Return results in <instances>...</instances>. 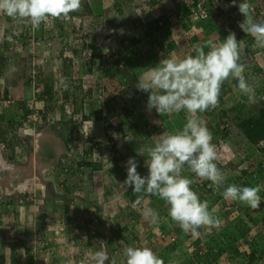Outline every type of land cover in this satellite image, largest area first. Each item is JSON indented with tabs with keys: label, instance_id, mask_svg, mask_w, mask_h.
Returning <instances> with one entry per match:
<instances>
[{
	"label": "rangeland",
	"instance_id": "1",
	"mask_svg": "<svg viewBox=\"0 0 264 264\" xmlns=\"http://www.w3.org/2000/svg\"><path fill=\"white\" fill-rule=\"evenodd\" d=\"M189 1L191 2L192 0ZM255 1L256 0H253L252 3L250 0H248V2L252 6L256 4ZM221 15L222 16L219 18V25L222 28L218 30L220 34L215 37L213 35V32H215L216 29L210 30L209 28H207L202 31L198 29L197 31L200 32V36L204 34V36H209V40L218 42L217 38L219 36H222L221 38L225 39L230 31L236 34L237 40H239V38H242L241 35H243L244 38L246 35H249L243 32L239 27V23L243 20V16L241 13H239V10L235 9V11L231 13H229V10H227ZM189 18L195 25V22L197 20L192 19V17ZM77 20H79V18H77ZM70 22L72 24V21ZM103 22L104 19H101L102 28L105 27V22ZM107 23L110 24L112 23V21L108 20ZM224 24H228V26L226 27ZM229 25L234 26L229 29ZM181 30L182 28H179V26H177L176 35H178ZM1 31L2 29H0V32ZM1 33L0 41H5V33ZM193 36L194 35H192L191 38ZM196 37L200 38L199 36ZM178 38L180 40H183L182 34H180ZM10 41L11 40H9V42ZM18 41L19 40L17 39L16 44L19 45ZM100 41L101 43L104 42L103 40ZM222 41L223 40H220V42ZM242 44L245 49L243 59L247 65L245 73L248 74L249 78H247V80L250 84L253 85L255 89V101L260 99L264 100V49L257 47L255 41ZM16 48L18 49L20 48V46H17ZM117 49L119 51L121 48ZM15 51L12 50L9 52L8 56L10 58V63H12L13 58H23V62H19L23 67L18 68L16 70V74L17 77H19V82H22L23 80V82H25L28 78L27 70H30L32 59L29 58L28 55H23V51L21 48L19 51ZM44 54L46 55V53ZM109 58L110 59H105L104 61L100 60V62L102 61V73H104L103 65L109 63V60L112 61L111 57ZM159 61V56L152 57L150 62L147 61L146 63V61H144V64H146L144 66L148 68V66H153L156 62ZM49 62L50 61H48L47 63ZM13 63L16 64L15 61ZM131 63L133 64V66H135L134 68L136 69L134 70L138 72V76L142 72L146 71V69L140 70V63L137 60H132ZM33 64L34 66H40L41 64L46 65V59L39 58V61H33ZM52 64L53 63L51 62L50 65ZM40 72L37 79L40 84H43V86H45L47 83H50L53 80L59 81L58 83L63 86L64 91H66L65 89H68V91H71L69 92L70 94L76 95V101H74L75 99L71 98H68V100H73L75 104H77V106H83L84 103L89 104V107L85 110L86 112H89L87 111L88 109H90V111H93L95 108H97V106L101 105V102H103L104 100L107 102V98L114 99L113 96H117L121 91L124 90V86H122L117 78H106V76L105 78H103L104 80L102 79L103 76L85 78L83 87L76 89L77 84L74 82V80L73 82H62L58 77V74L55 71H47L46 66L45 71L40 70ZM11 77L12 76L5 78L4 83L8 80V78ZM98 77L101 83L100 89L102 88L103 95L101 94V96L99 97V95L96 93L97 91L93 90L91 87V98H87V94L89 92L88 88L90 84H95V88H97L96 83H99V81L97 80ZM9 81L11 80L9 79ZM15 84H17L16 81ZM229 84V93L227 92L226 95L222 99H220V101H218L217 106L211 109L212 112L208 113L206 111L203 113H198L197 115L201 120L205 122L207 128L212 134V143L216 147L218 157L216 162H218L220 167L227 165L229 162H231L232 164V167L226 168L225 172H223L225 177L230 176V173L237 174L240 179L236 185L241 186L243 184L241 183L242 179L244 178L242 176L241 179V175L238 173V170H244L247 163H252V166H254L255 163L257 164L263 162L264 154H260L256 151V149H261L260 147L264 146V142H260L259 146L257 145L255 147H252V145L247 143L244 133L245 125H237L236 122L239 121L227 120V125L230 132V137L227 141L222 140L219 134L212 130L211 126L215 122L218 123V129L220 130L223 128V126H225V124H223V118L222 121L219 119L220 110H226L228 106L236 104L245 107L249 103H251L249 102L248 97L238 90V83H235L234 79H230ZM25 88V92L22 93H28L30 94V96H32L29 86ZM130 90L134 94H136V100L131 102L132 104H128V106L131 107V112L130 115H128V120L129 123L136 126V130L131 131L130 128L128 130L127 125L124 123L121 131L124 132V137L129 140H131V138H134L136 140V138L138 139L139 135H141L144 138L143 143L134 152L131 151L125 152L122 155L120 154L118 156V163L116 165L117 167L115 166V164H111L108 161L109 163L104 164L100 169H89L87 170V172L82 171V173H80L82 177L84 176L85 178H87L85 179V181L91 179L92 182L93 179L95 180V184L102 185L101 188H96V190L102 192L104 190L109 191L111 189V192H109V196H107L105 200V202L107 201V203H105L102 210H97L98 212L95 211L94 208H96V204H98L96 203L98 202L97 198L100 197L96 198V195L92 193L93 190L90 191L89 189H82V187L84 188V184H81L82 182L79 179L81 176L78 174L74 177L75 182H72H74L75 186L79 185L78 182H80L81 186L80 188L76 187V189H73V191H71L72 196L67 198L74 200L76 204L78 203L81 207V210H77L75 206L72 208L70 206V204H73L72 202H70L71 200H67V202L64 201L67 198H65L64 200L56 199L54 201L55 204H61L58 207L68 205L67 208H70V210L67 211V218L72 217L71 219H69V221H64V219L66 218V214H63L61 212V208L54 209L53 206H51V202L44 199L42 193L44 190H38V185L37 187L35 186L29 188L28 190L26 189V186L24 185L25 181L28 182L36 178L40 180L42 175H44L47 170L53 171L55 167L59 168L61 166V164L57 160V158H59L60 156L61 150L55 143L54 139L48 137L49 133L46 129L47 126L45 125V128H43L41 131H34V129H37L38 126H42V123L44 122L43 117L41 120L36 119L34 123L33 121L28 122L26 126L24 125L25 127L23 126L24 128L18 131L20 134H25V137H27L30 141L31 147L28 153H26V151L24 150L19 151L18 149L16 158L17 160H19V164H8L6 159L4 158V155L2 154V146L0 145V264H97L95 253L99 251L105 252L108 257V260H106L104 264H111L112 259H115L117 261V264H123V249L127 246H147L150 247L156 254H158L165 248V245L170 244V242H176V246L171 250L170 254L166 255L168 261L175 260L176 264L199 263L198 259L193 254L196 248L192 245V242L196 241L198 239V236H194L191 233H185L183 230L180 232L174 231L178 224L173 221L168 215V205L165 201L161 200L159 197H155V199L150 201L146 198L143 201V204H145V202H150V204H148V207L155 210L159 214V223L153 225L150 223V220L146 219L143 215H141V212L138 211V208L140 206L130 208L127 203L128 198L125 194L127 187H124L123 183H118L122 175H120V171L127 175L125 162L129 157H134L138 162L137 171L140 173V175H147L148 168L146 166V162L148 160V155L146 152V148L148 146L154 145L156 139H158V136L162 132H174L178 129H182L184 123L186 122V114L184 112L173 113L171 115H160L156 112L155 109L149 111L146 107L148 95H146V97H141L140 95L142 92L138 91L136 87ZM15 92L16 95H11L20 98V92H18L17 89H15ZM121 98L122 97L115 100V102L118 105H121L122 102L126 104L127 99ZM31 102L32 100H30L28 103ZM38 106L40 109H43L42 103L38 104ZM14 108L15 106L9 104L4 109L8 114L11 115V113L13 114L15 111ZM244 113L245 112H243L242 116H244ZM117 114H119V117H121L119 111L117 112ZM122 115L124 116V114ZM125 116L127 117L126 113ZM215 117L217 118L215 120H212V118ZM58 119V111L54 110L51 111L49 115H46V122H53V120H55L56 122L58 121ZM92 125L95 128L97 126L95 122L93 123L90 121L89 123H87L85 128L83 127L84 129H81V131L78 132L79 136L81 138L87 137V134L90 133V130L86 128H91ZM147 125H150V131L149 129H147ZM27 133H31L32 135L28 136ZM134 133L136 134L135 137ZM47 142H50L51 146L53 145L51 149L53 150V154L48 155L49 159L45 162L44 165H42L40 163V155L36 154V152L37 150H39L40 152H47V149H49L47 146ZM73 145H75V147L79 150L86 148V146H82V144L79 143L76 144V142H74ZM49 152L51 151L49 150ZM248 153H252L250 158H247V156L249 155ZM46 156L47 155H45V157ZM108 156L110 157L111 155L109 154ZM66 157L63 158L64 160H62V162L66 160ZM80 158L84 159L83 155H81ZM94 159L100 158L98 155H94ZM109 170H111L110 173ZM20 171L21 175H26L28 177H19L18 172ZM182 174L190 179L196 178L195 174L188 170V168L185 169ZM191 174H194V176H191ZM253 177L255 176L253 175ZM58 178H60L59 175ZM252 183H255L253 185L254 187L260 186L261 191L259 195L261 196V192H263L264 189V176L259 175V177L256 178V182L252 181ZM229 184V182L224 184V186L220 189L224 190V188H226ZM34 189L37 191H34ZM83 190L92 193L91 196H88L87 194L86 196H84ZM223 190L221 192H223ZM24 191H29V196L20 200L19 198L22 197L21 192ZM33 192L37 197H32L34 195ZM216 192V190H213L212 195L214 196ZM10 198L13 199V201H15L16 203L15 205L10 207L11 211L6 212L2 210L1 207L3 206V203ZM85 198H87V200ZM29 199H33V202H30ZM201 200L207 201L208 204L209 202H214L213 205H217V207L220 206V208L222 209H220V211H223L224 213L222 215L220 214L219 219L220 221H223V226L225 227L224 233H220V235H222V237L220 238H213L210 235L209 237L208 234H203L202 243L203 246L205 245L204 247H207V244H212L216 248H221V250H223L224 252L228 251L226 252V254L229 255L236 249L235 243H240V238L242 237L241 232L249 230L250 224H255L257 223V221H260V223H258L259 227L253 228L251 236H257L256 242H258V244L260 245L259 248H263L264 250V198L262 196L261 206L258 209H251L249 206L239 201L225 199L223 195L221 196V200L219 201H213V199L207 194ZM132 209L140 214L132 213ZM161 210H164L167 215H163ZM69 213H72L73 215L76 214L77 216H70L71 214L68 215ZM129 213L132 214L129 215ZM237 214L240 215H238L240 218L238 216H235ZM103 215L105 216L104 221L100 219ZM228 222L231 225H229ZM112 226H115L114 229ZM39 227H43L44 231L48 234L46 238L47 241L38 239L37 233L39 231ZM236 229L239 230V233L241 235L237 236V233L235 232ZM201 230L204 232L203 229ZM236 238L238 239V241L236 240ZM200 244L201 242L199 241L198 245ZM257 246L258 245L256 243V247ZM213 251H216V249H213ZM29 255L32 256V260L30 261V263L28 261ZM231 255H229V257ZM236 262V264H239L238 261ZM262 262H264V259L260 260V258H256L255 261H249L248 264H263Z\"/></svg>",
	"mask_w": 264,
	"mask_h": 264
},
{
	"label": "clouds",
	"instance_id": "2",
	"mask_svg": "<svg viewBox=\"0 0 264 264\" xmlns=\"http://www.w3.org/2000/svg\"><path fill=\"white\" fill-rule=\"evenodd\" d=\"M193 1L194 0H192V2ZM219 1L222 3V0ZM214 4L215 5L211 3L207 4L210 9L209 17L213 12L215 13L219 10L224 13L226 10L223 3L222 7L216 4V2H214ZM227 6H238V10L243 16L242 22L239 23L240 29L254 38L257 47L264 48V21H257L253 15L256 6L261 7L262 5L256 3L252 6L248 0H240L237 5V0H231V4L226 5V7ZM81 9L82 0H0V14L6 15L13 20L28 22L33 29L39 28L42 23L46 24L50 18L68 21L71 18L70 13L79 12ZM209 17L206 20H208ZM165 19L172 20V16ZM161 23L162 21L159 22V24ZM46 36L48 35L46 34ZM53 36L55 35L53 34ZM7 39L11 40L12 37L8 36ZM53 46L54 42L52 47ZM205 48L208 50L205 51ZM19 50L20 49H16V51ZM10 51L12 50L9 49L8 52ZM69 51L71 50L68 49L67 52ZM192 52L194 54H188L183 57H179L173 53L167 58L160 59L159 63L155 66L146 68V71L142 72L137 77L135 87L138 91L148 93L146 107L149 111L155 109L160 115H171L173 113L184 112L186 114V122L182 129H178L174 132H162L158 136V139H156L154 145L146 148L148 155V160L146 162L148 168L147 175L141 176L137 171L138 162L134 157H129L125 162L127 176L123 185L130 187L133 194H136L138 197L133 207L143 204V194L157 196L166 202L168 205V215L185 233L200 236V229L204 230V234H208L212 229L219 228L221 226V221L216 215L218 209L215 207L210 209L207 201H201L198 193L191 187L194 181L182 174L185 170V166H187L188 170L194 173L196 177L211 181L217 189L224 186L226 177L216 163L218 157L216 147L212 143V134L205 122L201 120L197 114L206 112L217 106L222 85L226 80H236L238 82V90L246 95L249 102L252 103L255 102V89L246 79L245 70L247 65L243 59L245 49L241 41L237 40L234 32L230 31L222 42L208 40L204 45H194ZM28 57L32 59L30 70H27L29 77L33 76L38 69L33 64L32 55H28ZM99 61L100 60H96V63H94L92 67L94 73L98 76H103V79L105 76L101 72L102 67ZM77 63V66L71 64V66L76 69H72V74L70 76L73 78L81 77L83 82L85 78L94 77L93 73H91L92 75L86 73L88 76L80 74L77 67L84 64L85 61H80L79 59ZM58 77L62 82H71L68 77L63 75H58ZM106 78L110 77L106 76ZM17 79H19V77H17ZM23 81L21 84L25 87L29 86L32 96L26 98L23 96V93L20 92L21 96L17 98L11 95L16 92L3 93L0 95V107H6L9 104L15 105L16 101L19 100H22L27 107L33 106L35 110H40L38 106L40 103L43 104V108L45 107L43 100L45 87L43 84H40L38 81ZM58 82L59 81L53 80L48 86L53 84L54 90L59 88L63 95L64 88ZM90 85L91 86L88 88L89 91L92 87L93 90L97 91V94L103 95L102 88H95V84ZM37 93L42 97L38 101ZM54 98H58V96ZM87 98H91V95ZM7 100L9 101L7 102ZM30 100H32V102L28 103ZM59 102L60 99L58 98L57 104ZM83 107L87 109L89 104L84 103ZM49 108L48 115L51 111H57L56 105H50ZM84 113L85 111H82V113H73L70 107L66 108L64 113L65 119L68 118V120H70L68 123L69 129L67 128L68 137L69 139L71 138L68 147H66V149H68L66 151L67 161L72 163L73 160V171L76 175H80L82 171L87 172V170L90 169L89 165L85 162L86 159H81L80 156L83 150L88 149L87 145H89L93 138L100 137L95 136L91 138L93 125L91 128H86L90 130L87 137L81 138L79 136L78 132L84 129L87 123L90 122L89 119H85ZM38 114L39 111L38 113L36 112L35 114L29 115L30 119L23 120L22 125L18 127V131L24 128L28 122L33 121L34 123L36 119L41 120V115L39 118ZM76 116L82 118L79 125ZM54 121L55 120H53V122ZM147 129H149V131L151 130L150 125H147ZM34 131L37 130L34 129ZM20 135L25 136V134ZM27 135L30 136L32 134L27 133ZM124 140L127 139L125 137H120L116 142V148L123 146ZM74 142H76V144H82V146H86V148L79 150L73 145ZM109 154L111 155L110 157L108 156ZM94 155H98L105 164H108L115 154L113 147L103 146L101 153H99L98 150L94 152L91 149V159H94ZM67 161L65 160V162ZM46 176L48 175L44 174L42 178ZM69 176L72 178V181L75 182V174L59 175L62 180L70 178ZM80 176L81 184H84V188L82 187V189L93 190L92 193L96 195V198L100 197L97 198L98 202L96 203L98 204H96V208H94L95 211L102 210L105 205L102 199H104L105 202L109 193L96 190V188L92 186L93 183L91 179L85 181L87 178L84 176L82 177V175ZM74 182H72L74 189H76V187L80 188L81 185L75 186ZM36 184L38 185V190H44V184L42 181L38 182L37 178L24 182L27 190L31 187H35ZM84 190V196H86V194L91 196L92 193ZM34 191L37 190L34 189ZM260 191V186L249 187L231 184L224 188L222 195L225 199L239 201L246 204L251 209H258L262 202L261 196L259 195ZM29 193V191L21 192V194L26 195V198L29 196ZM33 194L32 197H37L34 192ZM85 199L87 200V198ZM70 202L73 203L70 204L72 208L75 206L77 210H81L80 205L78 203L76 204L74 200ZM68 210H70V208H68ZM142 214L146 219L150 220L151 224L155 225L159 223L160 217L155 210L144 208ZM68 215L74 216L76 214L73 215L69 213ZM123 257V264H164V261L147 246H127L123 249ZM95 258L97 264H104V262L108 260L106 253L103 251L95 253ZM111 264H117V261L112 259Z\"/></svg>",
	"mask_w": 264,
	"mask_h": 264
},
{
	"label": "trees",
	"instance_id": "3",
	"mask_svg": "<svg viewBox=\"0 0 264 264\" xmlns=\"http://www.w3.org/2000/svg\"><path fill=\"white\" fill-rule=\"evenodd\" d=\"M193 2H186L184 9H183V15L182 14H178L177 16L180 18L181 16H189L188 13V9L189 6L192 5ZM94 6V5H93ZM87 8V7H86ZM83 10L85 9V7L82 8ZM260 6H256V8L253 11V15L256 18L257 21H264V15H261L260 12ZM89 12H87L86 18L88 21H84L82 16L80 14L76 13H70V21H72L74 18H79V25L78 27H75L74 22H72L71 26H72V35L73 37H77L80 38L79 36L85 38V42L83 41L82 44L77 47V49L79 50L78 52H82L84 50V48H89L90 50V56L85 59V68H88L87 70H89L88 72H86L89 75L91 74V69H92V65H94V63H96V60H105V59H109V57H113V55H117L119 54L118 49L115 48L114 46L111 47L109 45H103L100 41V39H102L101 37L97 38L98 36H103V31H102V27H101V18L99 19V17L93 16L92 14H94L95 12H92V9L90 7V9L88 10ZM171 15H167L166 17L162 18V23L159 24L157 21L159 20H153L151 22H149L145 28L143 29V35H141L142 33L139 32L140 36L138 38L132 36L131 38H125L123 40H120V43H122V46L124 47L126 54L127 52H129L130 54L133 53L134 60L136 61L137 59H139V61H148L150 62L152 57L151 55H155V56H159V60L163 59V58H167L169 57L171 54L176 53L175 52V44L174 42L168 40V30L166 28V21H170L169 19H165L167 17H169ZM212 16V14H211ZM84 17V16H83ZM165 19V20H164ZM52 20V19H50ZM54 21V20H52ZM96 21V22H94ZM85 22V23H84ZM43 27L44 25L41 24V26L37 29H34L36 37H41L43 38L44 36V32H43ZM40 32H42V34H39ZM109 37L113 38V33L109 34ZM148 39L150 38V40H146V43H140L138 47L137 43L141 40V39ZM248 38L250 40H248L246 38V41L248 43L253 42V37L251 35L248 36ZM253 38V39H252ZM46 41H51L52 43L54 42L53 39V34L48 35L46 38ZM99 40V41H97ZM105 40V37H104ZM138 41V42H137ZM137 42V43H136ZM207 43V42H206ZM205 43V44H206ZM66 44L64 43V40L60 46V51L58 52V55L61 56V58L63 59V54H64V49L63 47ZM137 46V48H136ZM68 49L71 50L73 48H75L72 45H68ZM44 49L47 50L48 53V49L52 48L51 46H43ZM71 48V49H70ZM264 49V48H263ZM6 50L9 51V46L6 47ZM116 50V51H113ZM205 50H208L207 48H205ZM2 51V50H1ZM74 53L76 52V49L73 50ZM46 52V51H45ZM106 52L108 54H110V56L107 58L105 56ZM73 55H66L65 59L66 62L69 66H71L73 59L76 57V54ZM1 54L2 52H0V63L2 62L1 60ZM125 56V55H124ZM119 60L113 59L112 61L109 60V63H106L104 66V76L110 77V78H117L120 83L122 84L123 87V91H121L118 95L126 100V104H124V102L121 103V105H118L115 100L119 99L120 97L117 96H113L114 99H110L107 98V102L104 100L103 102H101V105L97 106V108H95L93 111L90 109H88L86 112V108H84L82 105L81 106H77V104H75L74 101H76V95L75 94H70L69 92H71L70 90L68 91V89H66V91H63V95L60 92L59 88H56L54 90V85L50 84L48 86L49 83H47V85H45V89L43 92L44 95V105L45 107L43 109L40 110H35L33 108V106L31 107H27L26 104L22 101H16L15 103V111L13 113V119L12 120H4V115L2 113H0V144L2 146V154L4 155V158L6 159L8 164L14 165V164H19V160H17L16 155H17V151L19 149V151H26V153H28L31 149L30 147V141L27 137L25 136H21L18 133V127L20 125H22L23 120L25 119H30L29 115L31 114H35L36 112L38 113L39 111V118L41 115V118L43 117L44 122L42 123V126H38L37 127V131H41L43 128H45V125L47 126V131L49 133V138L54 139L55 143L57 144V146L60 148L61 153L59 158H57V160L59 161V163L61 164V166L59 168L55 167L53 169V171L51 170H47L45 174H47L48 176L46 177H41V179L38 182H41L44 184V191L43 196L44 199L46 201H50L51 202V206H53L54 209H59L61 208V212L63 214H66V218L64 219V221H69V217L67 218V205H63L58 207L61 204H55L54 201L56 199L61 200V199H65L67 197H71L72 193L71 191H73L74 186L72 184V178H67V179H63L61 180L60 178H58V175H72L76 173L73 171L74 170V162L72 160V163L69 161L67 162H62V160H64L63 158H65L67 156V150L66 147H68L69 143H70V139L68 137V123L70 122V120L65 119V109L66 108H71L73 113H78L82 111H85L84 113V117L85 119H89L91 122H95L97 124L96 128L93 127L92 131H91V138L95 137V136H100L103 138L102 142H98V146H97V150L99 153H101L102 151V147H107V146H111L113 147V151L114 154H116L111 160L110 163L111 164H115V166L118 163V156L125 152H131V151H135L137 150L141 144L143 143V137L141 135H139V138L136 140L131 138V140L127 139L124 140L123 142V146L116 148V142L120 137H124V132L121 131L122 126L124 125V123L127 125L128 130L130 128L131 131L136 130V126H134L133 124L129 123V116L130 112H131V107L128 106V104H132L131 102L136 100V94H134L130 89H134L135 85L137 83V77H138V72L135 71L133 64L131 63V60L127 59V58H118ZM138 61V60H137ZM98 63V62H97ZM102 61H99V64L101 65ZM104 63V62H103ZM159 62H156L153 66H155L156 64H158ZM121 65V66H120ZM94 76H98L96 73H93ZM246 79L249 78L248 74L245 73ZM39 77V69L36 70V72L34 73L33 76H29L28 77V82H35L38 81ZM100 77V76H99ZM99 77H98V81H99ZM68 78L70 79L71 82H74L77 84L76 85V89L77 88H81L83 87V79L81 77H77V78H73L72 76H68ZM96 80V81H97ZM47 82V81H46ZM249 82V81H248ZM235 83H238L235 80ZM100 81L97 84L96 83V87L98 89H100ZM91 86V85H90ZM89 91V90H88ZM230 91V84H229V80H226L221 88V92H220V96H219V100L222 99L226 93H229ZM59 93V94H57ZM148 95V93H141V97L142 96H146ZM55 96H58V98L60 99V102L57 104L58 102V98H54ZM60 96V97H59ZM90 96V91L87 94V97ZM39 98H41L39 96V94L37 93V101L40 100ZM68 98L71 99H75L73 100H68ZM121 98V99H122ZM83 103V102H82ZM52 105H56V109L59 112V119L58 121H54V122H46V115H48V110L50 109L49 106ZM105 107V110H104ZM120 112L121 117H119V114H117V112ZM208 113L212 112L211 109L207 111ZM244 113V116H242V114ZM125 113L127 115V117L125 116ZM182 113V112H180ZM124 114V116L122 115ZM217 117L212 118V120H215ZM223 118V124H225V126H223V128L220 130L218 129V123L215 122L214 124H212L211 128L213 131H215L216 133L219 134V136L222 138V140L227 141L228 138L230 137V132H229V128L227 125V120L228 121H239L236 122L237 125H245V139L246 142L249 143L250 145H252V147L255 146H259L260 142H264V100L260 99V100H256L254 103H249L247 106H240L239 104L236 105H231L228 106V108L226 110H220L219 111V119L222 121ZM48 120V119H47ZM121 121V122H120ZM32 124V123H31ZM68 128V129H67ZM99 128V129H98ZM97 129V131H96ZM100 130V131H99ZM67 132V133H66ZM127 132V131H126ZM136 133V132H135ZM134 133V137L135 134ZM53 136V137H52ZM47 137V138H48ZM136 141V142H135ZM53 144V143H52ZM95 143L91 142L89 145H87L88 149L83 150L82 155L83 157L86 159V163L89 165L90 169H100L103 167V165L105 164L104 161L102 159H91L90 156V152L91 149L93 148V145ZM256 144V145H255ZM47 146L49 149H47V152L44 151H39L37 150L36 154L40 155V163L42 165L45 164V162L49 159L48 155H52L53 154V150L51 143L47 142ZM263 147V148H262ZM260 147L261 149H256L257 152H259L260 154H264V146ZM122 149V150H120ZM49 150L51 152H49ZM121 151V152H120ZM35 154V155H36ZM249 155L247 156V158H250V156L252 155V153H248ZM44 155V156H43ZM45 155H47L45 157ZM61 159V160H60ZM263 159H264V155H263ZM67 160V157H66ZM57 161V163H58ZM141 163V162H140ZM217 166L222 170V172H225L226 168H230L232 167L231 162H229L227 165L220 167L218 162ZM252 163H247L246 167L244 168V170H238V173L241 175V179L242 176L244 179H242L243 183L241 186H249V187H254L252 183V181L256 182V178L259 177V175H263L264 176V160L263 162L260 163H255L254 166H252ZM117 167V166H116ZM58 169V170H57ZM185 169L186 166H185ZM111 170H109L110 173ZM18 176L23 177L24 175H21V171L18 172ZM112 174V173H111ZM122 174V175H121ZM120 175L121 178L119 179L118 183L121 184L125 181L126 179V174H124L123 172L120 171ZM232 175V176H231ZM253 175L255 177H253ZM191 176H194V174H191ZM25 178H27L28 176H24ZM31 177V176H30ZM38 179V178H37ZM239 176H237V174H231L230 176L226 177L225 183H230L231 184H237V182L239 181ZM194 181V183L192 184V188L194 191H196L200 197V199L204 198V196L207 194L208 196H210L213 201L216 200H221V196H222V190L223 189H218L212 185L211 181L209 180H202V179H198V177H196L195 179H192ZM127 187V186H124ZM216 190V194L213 196L212 195V191ZM125 194L128 198L127 203L130 206V208H134L133 204L135 202V200L138 198L136 194H133L132 189L130 187L126 188ZM205 194V195H204ZM22 195V199L26 198L25 194H21ZM261 196L264 198V189L263 192H261ZM20 197V196H19ZM154 195H150V194H143V201L147 198L150 200L155 199ZM19 198V199H21ZM67 200H71L69 198L65 199L64 201L67 202ZM202 201V200H201ZM15 201H13V199H9L6 202L3 203V206L1 207L2 210L9 212L10 207L15 205ZM152 203V202H151ZM148 204H150V202H145V204L139 205L137 207L138 211L141 212L144 208H149ZM214 204V202H211V206ZM209 206H210V202H209ZM131 210V209H130ZM161 212L163 213V215H167V213L164 210H161ZM61 213V214H62ZM132 213L134 214H140L138 212H135L132 209ZM132 213H129V215H131ZM62 214V215H63ZM144 216V215H143ZM149 220V219H148ZM113 229L115 226H112ZM38 233H37V237L39 240H43V241H47V233L44 231V228L39 227L38 229ZM175 232H180L182 231V229L177 226L174 229ZM199 231L202 232V234L200 236H198V239L196 241L192 242V245L196 248V250H194L193 254L194 256H196V258L198 259L199 263L198 264H215V260L213 259L212 255V248H214L215 246H212V244H207V247L204 251L199 252V250H201V247L203 246V244L201 243L200 245H198L199 241L202 242V237L204 232L200 229ZM150 234V233H149ZM176 246V242H170V244H166L165 248L159 252L157 255L164 261V264H176L175 260H167L166 255L170 254L171 250L174 249ZM201 246V247H200ZM205 246V245H204ZM212 247V248H211ZM251 249H256V241L252 242L250 245ZM219 250H221V248H217ZM41 251V249H40ZM32 256L29 255L28 261L30 263V261ZM243 260L244 263H249V261H251V257H246L243 258L241 261V263L243 264ZM1 263V260H0ZM78 264V263H77Z\"/></svg>",
	"mask_w": 264,
	"mask_h": 264
},
{
	"label": "crops",
	"instance_id": "4",
	"mask_svg": "<svg viewBox=\"0 0 264 264\" xmlns=\"http://www.w3.org/2000/svg\"><path fill=\"white\" fill-rule=\"evenodd\" d=\"M253 3V0H250ZM186 2H190L189 0H82V8L85 7V9H81V11L79 12H74L77 14H80L83 18V20L88 21L86 16L87 12H89L88 10L92 9V12H95L94 14H92L93 16L99 17V19H104V24L105 27L102 29V31L104 32L103 36H98L97 38L101 37L104 42L103 45L107 44L109 46H115V48H121L118 52L119 55L118 56H114L111 57L112 59H116L119 60L118 58H127L129 60H134V55L133 53H129L124 49V47L122 46V43H120V40H123L125 38H131L132 36L138 38L140 36L139 32H141L143 35V29L145 28V26L153 21V20H159L157 21L158 23L160 21H162L163 17H166L167 15H171L172 16V20L170 21H166V28L168 30V40L174 42L175 44V54L179 55V57H183L185 55L188 54H193L192 49L194 45L200 44V45H204L210 38L209 36H204V34L202 36H200V32H198L197 30H204L209 28L210 30H215V32H213L214 36L216 37L217 35L220 34V32L218 31L220 28H222L219 25V18L222 16L221 13L222 11H217L216 13L212 14V16L209 17L208 20L206 21H196L195 25L192 22V20L188 17V16H181L180 18L177 16L178 14H184L182 11L184 9L185 3ZM240 2V0H237V5ZM223 6L226 9L225 11L229 10V13L234 12L235 9L238 10V6H227L226 5H230L231 4V0H222ZM255 3H258L259 5L262 4V6H264V0H256ZM94 5V6H93ZM87 7V8H86ZM240 13V12H239ZM51 19V18H50ZM0 20L2 22V25H0V29H2L1 32H4V36H5V41H0V52H2L1 54V60L2 62L0 63V95L6 92H11L14 93L15 89H17L18 92H25V86L21 84V82L18 81L17 79V74H16V70L20 67H23L22 64L20 65L19 62H23V58L21 57H17V58H13L12 63H10V58H9V52L6 50V45L7 47L9 46V48L11 50H16L17 46H20V48L22 49V53L23 55H32L33 61H39V58H45L46 59V65L45 64H41L40 66L37 65L35 67H37V69L40 70H44L45 71V66L47 67V71H55L58 75H70L72 69H74L72 66H69L66 62L65 56L69 54L74 53V49H76V52L79 53L77 47L74 43V40L76 39L75 37L71 36L72 35V26H71V22L70 20L68 21H63L62 19H52L54 20L53 22V28H49L47 30V33L45 32V34L47 35H51L50 31L52 30V33H54L55 36H53L54 39V46L50 49H48V53L47 50L44 49L43 47L39 48L35 45H30L27 42V37L25 35H23V32H19L18 30L21 29V31H25L24 29V23L17 21V20H13L12 18L7 17L6 15L0 14ZM112 21V23L108 24L107 21ZM85 23V22H84ZM235 23V22H233ZM225 25V24H224ZM177 26H179V28H182V30L180 31V33H178V35H176L177 32ZM226 27L228 26V24L225 25ZM230 26V25H229ZM234 26V25H233ZM233 26H230V28H232ZM236 26V25H235ZM0 32V33H1ZM39 33V32H38ZM113 33V38L109 37V34ZM2 34V33H1ZM39 34H42V32H40ZM45 34L43 37H45ZM180 34H182V39L180 40L178 38V36H180ZM194 35L192 38L191 36ZM206 35V34H205ZM8 36H11L12 39L9 42V40L7 39ZM196 36H199L200 38H197ZM204 36V37H203ZM242 38L239 40L242 43H248L246 41V38L248 40H250L248 38L249 35H246L245 38L243 37V35H241ZM222 37V36H221ZM220 36L217 38V41L220 42V40H223V38H221ZM19 40V45L16 44V40ZM179 39V40H178ZM253 39V38H252ZM64 40V43L69 45L72 44L75 48L71 49V51L64 53L63 54V59L61 58V56L58 55V52L60 51V46L62 44ZM146 40H150V38L148 39H141L138 43L137 46H139L140 43H146ZM253 41H255L253 39ZM189 42H190V46H189ZM113 44V45H112ZM136 46V48H137ZM190 47V48H189ZM16 48V49H15ZM124 49V50H123ZM2 50V51H1ZM46 51V52H45ZM125 51V53H124ZM207 51V50H206ZM17 52V51H15ZM46 53V55L44 54ZM74 53V54H77ZM125 55V56H124ZM151 57H156L155 55H151ZM138 62L140 63V70H144L147 67L144 66L146 64H144V61H139V59H137ZM16 62L13 63V62ZM48 61H50L49 63H47ZM53 63L52 65H50V63ZM147 63V62H146ZM149 67V66H148ZM152 67V66H150ZM79 69L80 74H82L83 76H88L86 74V72H88L89 70H87L88 68H85V63L81 64V66L77 67ZM76 69V68H75ZM136 69V68H135ZM136 71V70H135ZM91 73H94V69L92 67ZM41 73V72H40ZM8 78V80L4 83L5 78ZM65 76V77H68ZM52 77V76H51ZM50 78V77H49ZM9 79L11 81H9ZM15 81L17 84H15ZM12 82V83H11ZM12 87V88H11ZM24 97H30V94H26L23 93ZM14 104V103H13ZM14 106V105H13ZM7 107V106H6ZM4 106L0 107V113H2L4 115V120L8 121L11 120L13 118V114L11 113L8 114L6 112V110L4 108H6ZM11 107V106H10ZM80 179V178H79ZM37 181H39V179H37ZM92 186L94 188H101L102 185H97L95 184V180L92 179ZM78 184H80V182H78ZM37 186V184L35 185ZM106 193L111 192V190L109 191H105ZM103 203H107L104 202V199H102ZM213 207H217V205H212L210 203V208ZM218 212L216 213V215L219 217L220 214L222 215L224 212L220 211V206L217 207ZM222 210V209H221ZM259 213V212H258ZM104 214V213H103ZM105 215V214H104ZM101 216V220L104 221L105 216ZM239 214L235 215L238 216ZM240 216V215H239ZM238 216V217H239ZM240 218V217H239ZM263 218V217H262ZM229 223V222H228ZM258 223H260V221H257V223L255 224H248L250 229L249 230H245L242 231V235L239 233V230L236 229V233L237 236L241 235L242 237L240 238V243H235L236 245V249L234 250V252H231V255L229 257V255L226 254V252H224L223 250H218L216 247L212 248V257L215 260V264H233L234 262L238 261L239 264H242L241 260L243 258L246 257H251V261L253 262L255 261L256 258H260L264 259V250L263 248H259V244L257 243V247L256 249H251L250 245L252 242L257 241V236L253 235L251 236V232L253 231V228H258ZM223 221L221 220V226L219 228H214L212 229V231L210 233H208V236L210 235L213 238H220L222 237V235H220V233H224V226H223ZM229 225H231L229 223ZM233 228V226H232ZM261 228V227H260ZM235 229V228H234ZM264 229V228H263ZM107 230V229H105ZM233 230V229H232ZM232 233V231H231ZM230 234V233H229ZM207 235V234H204ZM225 235V234H224ZM207 236V237H208ZM209 236V237H210ZM236 240L238 241V239L236 238ZM202 243V242H201ZM203 244V243H202ZM207 246V245H206ZM214 246V245H212ZM234 246V247H235ZM213 249H216V251H213ZM196 250V249H195ZM229 257V258H227ZM254 258V260H253ZM245 260H243V264H248V263H244ZM264 264V262H262Z\"/></svg>",
	"mask_w": 264,
	"mask_h": 264
},
{
	"label": "built area",
	"instance_id": "5",
	"mask_svg": "<svg viewBox=\"0 0 264 264\" xmlns=\"http://www.w3.org/2000/svg\"><path fill=\"white\" fill-rule=\"evenodd\" d=\"M214 2H216V4H218L219 6L222 7V3L219 1V0H194L193 1V4L189 6V9H188V13H189V17H192V19H195V20H206L208 17H209V14H210V9H209V6L207 4H214ZM260 14H264V7H260V10H259ZM72 22H74L75 24V27H78L79 25V20H77L76 18H74L72 20ZM24 23V29L25 31H21L18 30L19 32H23L26 37H27V42L28 44H31V45H35V46H39V47H43L44 45L45 46H51L53 45V43L51 41H46V34L45 32L47 33V30L50 28H53V21L52 20H48V22L45 24V23H42L44 25L43 27V32L45 34V37L41 38V37H36V34H35V31L34 29L31 27V25L28 23V22H23ZM0 25H2V22L0 20ZM51 34H54L52 33V30L50 31ZM80 38H77L74 40V43L76 46H80V45H83L82 42L86 41L85 38L79 36ZM68 45L66 44L63 49L65 50L64 52H67L68 51ZM10 49V48H9ZM20 49V48H18ZM113 51H116V50H113ZM119 54L117 55H113L114 56H118ZM90 56V50L89 48H84V50L80 53H78L76 55V57L73 59L72 61V64H74L75 66L78 65V60L80 59V61H84L85 59H87L88 57ZM105 56L108 58L110 56V54H108L106 52ZM112 59V58H111ZM113 60V59H112ZM121 66V65H120ZM99 97L101 96V94H98ZM9 100H7L8 102ZM76 118L78 119L77 122H78V125L80 123V121H82V118L79 117V116H76ZM77 125V127H78ZM102 137H97V138H93L92 139V143L94 142L95 144L93 145V148L92 150L95 152L97 150V144L98 142H102ZM90 142V143H91ZM89 143V144H90ZM29 201L31 202L32 200L29 199ZM201 247V246H200ZM206 249V247L202 246L201 247V250H199V252H202ZM235 263V262H234ZM237 263V262H236ZM235 263V264H236Z\"/></svg>",
	"mask_w": 264,
	"mask_h": 264
}]
</instances>
